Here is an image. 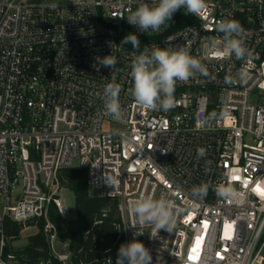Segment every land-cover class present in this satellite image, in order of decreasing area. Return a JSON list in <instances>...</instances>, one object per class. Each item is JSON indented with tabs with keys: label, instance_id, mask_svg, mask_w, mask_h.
<instances>
[{
	"label": "built area",
	"instance_id": "obj_1",
	"mask_svg": "<svg viewBox=\"0 0 264 264\" xmlns=\"http://www.w3.org/2000/svg\"><path fill=\"white\" fill-rule=\"evenodd\" d=\"M151 2L0 0V264H75L71 241L59 239L49 218L51 207L70 218L58 180L70 167L85 171L88 192L117 200L124 243L135 231L128 200L175 201L174 232L137 226L152 264H264V0H206L200 15L182 9L158 33H141L126 18ZM224 19L245 29L251 58L216 56L225 47L216 29ZM130 32L147 39L139 50L120 46ZM109 41L117 63L97 72L96 58L112 54ZM152 45L183 46L209 72L177 82L166 112L142 108L130 93L131 61ZM241 68L247 84H226ZM113 76L121 86L118 121L103 100ZM201 183L207 195L195 199L190 190ZM219 188L233 194L219 196ZM5 219L41 233L46 254L15 248Z\"/></svg>",
	"mask_w": 264,
	"mask_h": 264
},
{
	"label": "clouds",
	"instance_id": "obj_2",
	"mask_svg": "<svg viewBox=\"0 0 264 264\" xmlns=\"http://www.w3.org/2000/svg\"><path fill=\"white\" fill-rule=\"evenodd\" d=\"M207 7L206 0H152L151 3H141L127 16L128 24L135 26L141 33H158L161 27L174 14L182 9L185 14L200 15ZM125 19L124 16H115ZM217 31L223 33L225 47L216 50V56L223 58L225 55H234L236 60L251 58V51L245 46V29L234 19L220 20L216 25ZM167 43V42H165ZM112 48V54L97 57L93 68L99 72L100 66L110 67L116 65L117 60L113 54L114 48L111 41L108 42ZM131 44L134 49L139 50L140 40L136 33H128L121 41L120 46ZM200 74L208 76L207 67L192 55L187 48L180 46L175 49L157 45L146 46L138 55H134L130 64L129 75L132 78L130 93L134 102L144 109L169 111L175 106L174 93L177 82L188 81L190 78ZM250 78L249 72L241 68L235 75L225 77V83L229 85L247 84ZM109 82L103 89L104 108L108 115L114 120H120L122 109L119 101L121 86ZM198 157L206 155L204 149H198ZM107 184L114 188L118 187L119 181L109 177ZM209 185L201 183L193 186L190 195L195 199L206 197ZM233 194L230 188L217 189V195L229 197ZM127 211L134 218L135 229L133 237L127 243H122L118 250L115 264H152L150 250L137 237L144 234L137 226H150L157 233L166 230L169 233L175 231L176 205L169 198H155L152 195H141L127 201ZM159 264V260L157 261Z\"/></svg>",
	"mask_w": 264,
	"mask_h": 264
},
{
	"label": "trees",
	"instance_id": "obj_3",
	"mask_svg": "<svg viewBox=\"0 0 264 264\" xmlns=\"http://www.w3.org/2000/svg\"><path fill=\"white\" fill-rule=\"evenodd\" d=\"M183 25L185 24L174 26L172 30ZM146 40V38L141 40V44ZM85 176V171L78 167L60 170L58 174L60 186L70 189L75 194L77 215L73 219H62L51 207L49 218L57 228L59 239L71 241L75 264H113L119 246L124 243L117 209L118 202L116 199L103 196L90 197ZM4 230L7 237L17 240L22 226L5 219ZM22 249L23 253L30 257L44 256L46 254L44 236L37 233L30 237L29 245Z\"/></svg>",
	"mask_w": 264,
	"mask_h": 264
},
{
	"label": "rangeland",
	"instance_id": "obj_4",
	"mask_svg": "<svg viewBox=\"0 0 264 264\" xmlns=\"http://www.w3.org/2000/svg\"><path fill=\"white\" fill-rule=\"evenodd\" d=\"M20 1L25 2L28 0H20ZM45 1L64 2V0H45ZM65 1H70V0H65ZM89 195L90 197L97 196L95 193H91V192H89ZM61 196L65 200L69 208V211H70V218H68V220L75 218L77 215L75 194L70 189L63 188L61 192ZM36 233H37V230L35 228L23 229L19 235V238L13 242V246L15 248L27 247L29 245L30 237L34 236Z\"/></svg>",
	"mask_w": 264,
	"mask_h": 264
},
{
	"label": "snow or ice",
	"instance_id": "obj_5",
	"mask_svg": "<svg viewBox=\"0 0 264 264\" xmlns=\"http://www.w3.org/2000/svg\"><path fill=\"white\" fill-rule=\"evenodd\" d=\"M257 190H259V186L257 187ZM194 257H190V259H193Z\"/></svg>",
	"mask_w": 264,
	"mask_h": 264
}]
</instances>
